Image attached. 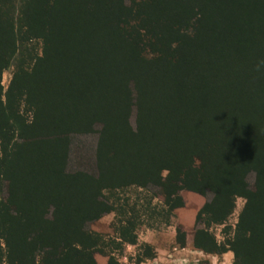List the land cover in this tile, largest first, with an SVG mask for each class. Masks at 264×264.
I'll list each match as a JSON object with an SVG mask.
<instances>
[{
  "label": "trees",
  "instance_id": "1",
  "mask_svg": "<svg viewBox=\"0 0 264 264\" xmlns=\"http://www.w3.org/2000/svg\"><path fill=\"white\" fill-rule=\"evenodd\" d=\"M97 125V173L68 171ZM151 186L168 215L182 191L212 194L193 247L264 264V0H0V264H98L136 246L134 220L117 241L89 225L118 211L106 192ZM238 198L220 243L211 228Z\"/></svg>",
  "mask_w": 264,
  "mask_h": 264
},
{
  "label": "rangeland",
  "instance_id": "2",
  "mask_svg": "<svg viewBox=\"0 0 264 264\" xmlns=\"http://www.w3.org/2000/svg\"><path fill=\"white\" fill-rule=\"evenodd\" d=\"M14 73V68H10L3 75V84L7 87ZM131 124L136 127L135 112L131 118ZM96 132L90 135L74 138L71 151L68 171H85L92 174L97 173L95 164L96 147L99 139L100 125L95 127ZM250 188L254 187L255 175L248 177ZM110 201L115 204L118 211L103 216L100 220L89 225V229L98 235L105 237L106 240H118L117 229L126 219L134 220L137 225L138 244L136 246L124 244L121 249L105 247V253H98L96 260L98 264H107L108 257L114 255L122 264H140V257L144 254V245H150L154 252L156 249H164L174 253L173 249L179 247L176 242L177 229L180 228L186 233V246L193 247V235L196 229V216L204 204L212 199V194L203 197L202 195L182 191L180 193L184 207L176 209L174 213L167 214L165 197L159 188L148 187L147 189L131 187L116 192H106ZM245 205V200L238 198L233 214L226 224L214 226L211 232L215 235L218 242L223 243L230 235L226 233L229 227L231 233L235 229L239 215ZM127 215V216H126ZM197 264H233L234 258L226 256L201 257Z\"/></svg>",
  "mask_w": 264,
  "mask_h": 264
},
{
  "label": "crops",
  "instance_id": "3",
  "mask_svg": "<svg viewBox=\"0 0 264 264\" xmlns=\"http://www.w3.org/2000/svg\"><path fill=\"white\" fill-rule=\"evenodd\" d=\"M151 244V242H147ZM175 252L172 253L171 251H166L164 249H156L155 257L152 259H145L140 264H197L198 257L197 255H201V257L209 256L211 257H219L213 255H206L203 252L192 248L191 245L185 247H177L173 249ZM222 256H226L229 259H233L234 255L232 252H228Z\"/></svg>",
  "mask_w": 264,
  "mask_h": 264
}]
</instances>
